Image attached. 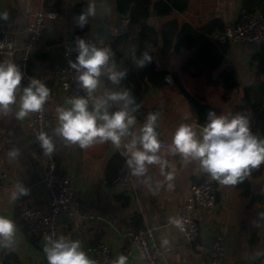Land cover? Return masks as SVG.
<instances>
[{"label":"crops","instance_id":"obj_1","mask_svg":"<svg viewBox=\"0 0 264 264\" xmlns=\"http://www.w3.org/2000/svg\"><path fill=\"white\" fill-rule=\"evenodd\" d=\"M156 1L160 0H151L152 3ZM253 1L256 0H248L249 3ZM77 2L88 4V0H0V15H7V19H0V22L7 26L16 46L13 56L0 54V62H13L15 59L21 63L28 57L25 62L28 71L54 85L55 95L48 107L56 115L50 129L55 156L59 171L70 175L74 182L72 205L78 206L80 212L87 215L63 216L58 224V238L63 236L79 240L94 262L91 247L105 240L111 243L116 259L124 255L127 257L126 264H146L138 253L124 254V242L110 226V223L123 224L128 217L135 216L139 225L154 229V237L164 249L170 264H210L209 250L213 237L218 233L224 234L227 239L224 264H259L264 254V174L249 176L252 184L250 195L244 194L237 184L221 185L216 181V206L199 207L196 211L201 225V249L187 240L177 227L179 203L189 193L194 181L210 175L202 171L198 162L186 161L179 154L173 155L168 151L172 135L181 123H190L199 129L203 125L200 114L207 113L209 109H214L217 114L229 115V102L222 101V86L208 85L205 76L193 77L181 71L185 53L171 51L164 54L161 42L153 48L156 69L165 71V83L142 92L140 101L141 109L153 105L159 112L158 127L164 140L159 154L170 165L166 171L174 170L172 181H166L159 166L153 164L148 166L144 176H134L126 188L115 189L111 180L126 157L123 147L117 149L108 141L82 148L55 135L58 124L56 109L67 105L62 90L51 75L60 62L63 46L76 37V15L72 9ZM94 3L96 14L90 18V28L85 36L97 46L111 49L112 61L118 68L128 70L127 77L120 85L128 88V82L134 80L128 68V59L135 43L119 40L122 34L115 32L116 23L123 15L118 10L116 0H94ZM41 7L57 10L60 16L47 19L44 38L28 53L24 48L27 26L34 12ZM243 7L245 0H190L185 11L172 10L167 15H157L152 9L153 13L147 21L160 30L168 20L175 19L181 26L189 23L194 27H203L216 20L215 30H219L236 20ZM263 9L264 4L263 7L256 6L254 11ZM135 35H138V31ZM263 46L264 43L259 42L258 50H255L251 41H237L228 45L223 66L234 65L238 71L241 87L234 93L236 100L241 99L242 88L251 82L258 71L253 56ZM41 51H47L49 56L38 58L36 54ZM121 51H124L123 55L115 59V52ZM29 83V80H22L18 95ZM105 86L114 87L105 80L101 92ZM16 111L18 104L13 105L6 114L0 112V169L10 173L8 191L0 196V215L13 220L17 226L14 243L9 247L0 246V264H48L40 241L30 234L27 223L20 218L16 209L17 200L26 198L45 213L50 211L49 194L44 182V156L39 142L27 133L33 113L18 120ZM139 114L134 112V131L139 129ZM13 149L17 150L18 155L10 158L9 152ZM21 185L29 193L13 201L12 193L18 192ZM128 198L130 203L124 205Z\"/></svg>","mask_w":264,"mask_h":264},{"label":"clouds","instance_id":"obj_2","mask_svg":"<svg viewBox=\"0 0 264 264\" xmlns=\"http://www.w3.org/2000/svg\"><path fill=\"white\" fill-rule=\"evenodd\" d=\"M94 0H88V7L81 12L77 27L83 28L89 17L95 16ZM7 19V15H0ZM74 60H69L71 69L77 73V81L87 96H76L66 101L67 106L56 109L58 124L55 135L82 148L96 142L110 141L117 149L124 148L126 163L135 176H144L149 165H158L166 181L174 179V170L168 161L159 154L161 141L157 133L158 113H149L138 131L134 112L139 105L131 89L121 87V81L128 75L127 69H120L112 61L113 53L108 47H99L83 37L75 40ZM137 68L151 63V51H144L139 58L133 53ZM24 74L14 62H0V112L8 113L18 104L15 116L23 119L29 113L39 112L50 95V89L38 79H32L19 94V86ZM114 87L103 88L104 81ZM187 119V117L185 118ZM206 122L199 129L190 123H181L172 135L168 151L179 154L186 161L198 162L203 172L221 185H236L247 176L251 169L264 163V138L255 135L248 117L242 114H217L214 109L206 113ZM46 155L55 150V143L46 132L37 137ZM18 155L17 150L9 152L10 158ZM24 186L13 192L11 199L28 195ZM176 223H179L176 221ZM17 233L15 222L0 215V246L9 247L14 243ZM48 264H95L83 249L79 240L66 237H46L43 249ZM127 257L120 255L112 264H126Z\"/></svg>","mask_w":264,"mask_h":264},{"label":"built area","instance_id":"obj_3","mask_svg":"<svg viewBox=\"0 0 264 264\" xmlns=\"http://www.w3.org/2000/svg\"><path fill=\"white\" fill-rule=\"evenodd\" d=\"M59 16L60 13L57 10H48L45 7H41L34 12L27 26L28 35L24 43V48L28 53L36 48L44 38L47 19H55ZM129 27L130 17L128 15H122L116 23L115 32L117 34L126 33ZM77 37L87 39L85 35L76 36L71 43L63 46L61 50L62 61L54 68L51 75L54 82L62 90L65 102L72 97L87 96V93L80 87L76 79V71L71 69L68 64V61L74 60L77 55L73 51ZM210 39L219 46L232 44L237 41H257L264 43V9L250 11L243 7L236 20L227 23L222 29L212 31ZM15 49V42L10 37L7 26L3 22H0V54L13 56ZM27 59L28 57H25V61L21 63L15 59L12 61L22 70L24 79L29 81L38 79L50 89V95L42 109L39 112L33 113L32 119L27 127V133L36 139L40 132H46L50 136V129L56 119V115L49 109L48 104L54 98L55 87L46 78L30 73L25 63ZM153 112L159 114L157 108L153 105L142 107L139 114V127L143 125L147 115ZM156 130L162 147L164 140L162 133L159 131L158 123ZM42 153L44 156V182L49 194L50 211L45 213L41 209L34 207L26 198L17 200L16 209L20 218L27 223L30 234L40 241L43 250L46 237L54 234L58 238V224L63 216L87 215L81 213L78 206L72 205L75 190L74 182L70 175L63 174L59 171L55 151L51 155H46L43 150ZM126 159V157L122 159L119 169L111 180L112 186L118 190L124 189L131 184L135 176L128 167ZM9 180L10 173L4 169H0V196L8 191ZM217 201L218 187L216 180H213L211 177H206L194 181L189 193L178 205L176 221L179 223H176L177 227L186 239L193 242L198 249L202 248V244L200 243L201 225L196 211L199 207L212 208L216 206ZM110 226L114 228L115 233L123 240L124 254L132 255L138 253L146 264H170L164 249L154 237V229L139 225L137 217L130 216L123 224L116 225L110 223ZM226 249V237L221 233L216 234L213 237L209 250L210 264H224ZM91 251L96 264H112L116 259L113 247L109 241L100 240L96 242L91 247ZM259 264H264V254L261 256Z\"/></svg>","mask_w":264,"mask_h":264},{"label":"trees","instance_id":"obj_4","mask_svg":"<svg viewBox=\"0 0 264 264\" xmlns=\"http://www.w3.org/2000/svg\"><path fill=\"white\" fill-rule=\"evenodd\" d=\"M118 10L123 15L130 17V27L127 33L120 35L119 40L133 41L135 43L132 54L128 59V68L131 70L134 80L128 82L127 87L131 89L135 102L139 105L135 111L141 110L140 101L142 92L150 87H156L165 83V71L157 70L154 61L153 48L160 42L162 52L167 54L171 51L185 53L181 61V71L190 76H205L208 85H220L223 88L222 101L229 102V115L242 114L248 117L252 132L260 138H264V46L253 56L257 61L258 71L251 82L242 88L241 99L234 98L235 91L241 87L239 74L234 65L223 66L225 53L229 44L216 45L210 34L215 30L216 20L203 27H194L189 23L182 26L178 20H168L159 30L147 20L153 10L157 15H167L172 10L185 11L188 9L190 0H160L154 3L151 0H116ZM264 0H256L249 3L245 0V8L254 11L256 6L263 7ZM88 7L86 2H77L73 5V12L76 15L74 24L76 36H84L90 28V18L83 28L77 27V20L81 12ZM222 29V28H221ZM138 31V35L135 32ZM118 40V41H119ZM144 51H151L153 60L146 67L137 68L133 62V53L137 58ZM124 51L115 52V59H119ZM37 57L45 59L49 56L47 51L38 52ZM62 61V56L59 64ZM264 174V163L258 168L251 169L244 179L237 183L243 193L250 195L252 184L249 176L259 177ZM217 183V182H216ZM130 203L127 199L124 205Z\"/></svg>","mask_w":264,"mask_h":264},{"label":"water","instance_id":"obj_5","mask_svg":"<svg viewBox=\"0 0 264 264\" xmlns=\"http://www.w3.org/2000/svg\"><path fill=\"white\" fill-rule=\"evenodd\" d=\"M251 43H252V46H253V48L255 49V50H258V48H259V42H257V41H251ZM206 113L205 114H200V123L201 124H205V122H206ZM64 218H68V216H65Z\"/></svg>","mask_w":264,"mask_h":264},{"label":"rangeland","instance_id":"obj_6","mask_svg":"<svg viewBox=\"0 0 264 264\" xmlns=\"http://www.w3.org/2000/svg\"><path fill=\"white\" fill-rule=\"evenodd\" d=\"M226 251H227V249H226Z\"/></svg>","mask_w":264,"mask_h":264}]
</instances>
